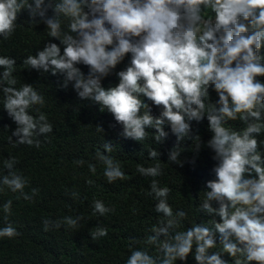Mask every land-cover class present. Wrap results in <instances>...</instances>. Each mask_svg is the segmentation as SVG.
<instances>
[{
  "label": "trees",
  "instance_id": "1",
  "mask_svg": "<svg viewBox=\"0 0 264 264\" xmlns=\"http://www.w3.org/2000/svg\"><path fill=\"white\" fill-rule=\"evenodd\" d=\"M0 264H264V0H0Z\"/></svg>",
  "mask_w": 264,
  "mask_h": 264
},
{
  "label": "rangeland",
  "instance_id": "2",
  "mask_svg": "<svg viewBox=\"0 0 264 264\" xmlns=\"http://www.w3.org/2000/svg\"><path fill=\"white\" fill-rule=\"evenodd\" d=\"M206 23V22H202V21H187L185 24L189 25L192 24L193 26H195V28L193 29V32H199L200 31V26L201 24Z\"/></svg>",
  "mask_w": 264,
  "mask_h": 264
}]
</instances>
